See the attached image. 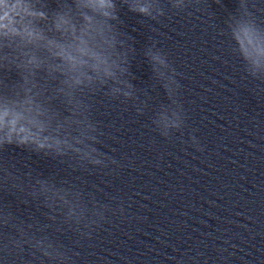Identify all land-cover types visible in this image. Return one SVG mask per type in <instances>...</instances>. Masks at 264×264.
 I'll use <instances>...</instances> for the list:
<instances>
[{
	"label": "clouds",
	"instance_id": "clouds-1",
	"mask_svg": "<svg viewBox=\"0 0 264 264\" xmlns=\"http://www.w3.org/2000/svg\"><path fill=\"white\" fill-rule=\"evenodd\" d=\"M120 3L159 22L166 15V6L179 13L189 9L202 12L205 0ZM253 8L252 0H238L235 14L224 21L221 33L246 74L264 83V23L258 21ZM121 24L117 0H0V153L15 146L61 162L71 161L74 169L120 166L98 147L104 143L105 132L93 118L95 98L138 101V115L148 107L131 83L135 48ZM143 55L168 100L152 116V129L170 140L182 132L186 121L180 101L182 85L177 79L180 74L155 44ZM190 140L197 151L203 150L195 135ZM0 190L39 202L48 210L50 221L61 216L62 223L81 237L90 238L109 213H125L122 204L112 208L76 185H58L31 172L21 175L15 163L2 158ZM37 224L18 219L9 205L0 204V264H8L9 258L26 250L42 264H73L71 250L43 234L45 228Z\"/></svg>",
	"mask_w": 264,
	"mask_h": 264
}]
</instances>
